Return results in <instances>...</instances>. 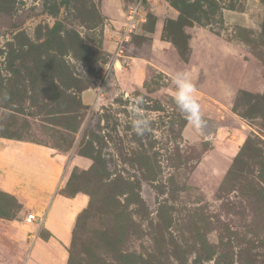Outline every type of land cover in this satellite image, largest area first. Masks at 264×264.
<instances>
[{"label":"rangeland","instance_id":"1","mask_svg":"<svg viewBox=\"0 0 264 264\" xmlns=\"http://www.w3.org/2000/svg\"><path fill=\"white\" fill-rule=\"evenodd\" d=\"M0 139L64 155L58 193L93 196L63 247L21 237L27 213L0 190V264H264V0H0Z\"/></svg>","mask_w":264,"mask_h":264},{"label":"crops","instance_id":"2","mask_svg":"<svg viewBox=\"0 0 264 264\" xmlns=\"http://www.w3.org/2000/svg\"><path fill=\"white\" fill-rule=\"evenodd\" d=\"M65 164L66 157L49 147L0 139V190L20 203L22 214L37 217L19 232L21 237L31 238L41 227L61 246L71 244L77 217L88 206L89 197L58 193ZM15 240L22 251L27 248L23 241ZM32 255L46 264L40 255Z\"/></svg>","mask_w":264,"mask_h":264},{"label":"clouds","instance_id":"3","mask_svg":"<svg viewBox=\"0 0 264 264\" xmlns=\"http://www.w3.org/2000/svg\"><path fill=\"white\" fill-rule=\"evenodd\" d=\"M170 84L176 108L196 130L202 131L206 126V121L203 118L201 105L196 96V85L190 74L184 70H175L171 74ZM145 102V98L142 95L133 97L131 127L132 131L138 136L146 134L151 127L150 120L143 114L142 110Z\"/></svg>","mask_w":264,"mask_h":264},{"label":"trees","instance_id":"4","mask_svg":"<svg viewBox=\"0 0 264 264\" xmlns=\"http://www.w3.org/2000/svg\"><path fill=\"white\" fill-rule=\"evenodd\" d=\"M147 5V4H146ZM144 6V8L149 12L151 13L152 15L153 14H156L155 11L150 7V6ZM77 193H81L79 190L76 191L73 195H65V194H62L64 196H67V197H72L74 195H76ZM87 195V194H86ZM88 196V195H87ZM92 198L93 196H90V199H89V203H88V206L78 215L77 217V220H76V224H75V227H74V230H73V234H72V241H71V244H75V238H76V231H77V227H78V224L79 222L89 213V210L91 208V204H92Z\"/></svg>","mask_w":264,"mask_h":264},{"label":"built area","instance_id":"5","mask_svg":"<svg viewBox=\"0 0 264 264\" xmlns=\"http://www.w3.org/2000/svg\"><path fill=\"white\" fill-rule=\"evenodd\" d=\"M131 13H132V12H131ZM130 15H131V14H130ZM131 18H132V16L129 17V19H131ZM36 218H37V217H36L34 214L30 213V214H28V215L26 216L25 220H26L27 223H33V222L36 221Z\"/></svg>","mask_w":264,"mask_h":264},{"label":"water","instance_id":"6","mask_svg":"<svg viewBox=\"0 0 264 264\" xmlns=\"http://www.w3.org/2000/svg\"><path fill=\"white\" fill-rule=\"evenodd\" d=\"M112 74L109 75L108 79L106 80V85L108 86L109 82H110V79L112 78Z\"/></svg>","mask_w":264,"mask_h":264},{"label":"bare ground","instance_id":"7","mask_svg":"<svg viewBox=\"0 0 264 264\" xmlns=\"http://www.w3.org/2000/svg\"><path fill=\"white\" fill-rule=\"evenodd\" d=\"M117 65H119V62H116Z\"/></svg>","mask_w":264,"mask_h":264}]
</instances>
